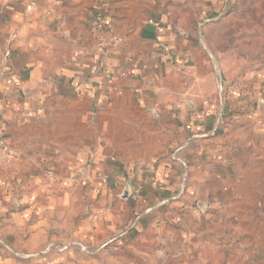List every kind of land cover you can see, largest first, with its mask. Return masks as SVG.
<instances>
[{
	"label": "crops",
	"instance_id": "0c3cea01",
	"mask_svg": "<svg viewBox=\"0 0 264 264\" xmlns=\"http://www.w3.org/2000/svg\"><path fill=\"white\" fill-rule=\"evenodd\" d=\"M167 1L0 0V264H264V69L203 74L182 7L228 0Z\"/></svg>",
	"mask_w": 264,
	"mask_h": 264
},
{
	"label": "rangeland",
	"instance_id": "374dc122",
	"mask_svg": "<svg viewBox=\"0 0 264 264\" xmlns=\"http://www.w3.org/2000/svg\"><path fill=\"white\" fill-rule=\"evenodd\" d=\"M171 1L165 3L177 6ZM238 1L228 0L223 14L208 20H201L198 12L182 7L192 11L188 12L192 18L184 23L192 27L194 35L188 50L203 67V74L211 68L219 76L236 80L264 69V0ZM180 11L176 8L174 12Z\"/></svg>",
	"mask_w": 264,
	"mask_h": 264
},
{
	"label": "built area",
	"instance_id": "2783aa9c",
	"mask_svg": "<svg viewBox=\"0 0 264 264\" xmlns=\"http://www.w3.org/2000/svg\"><path fill=\"white\" fill-rule=\"evenodd\" d=\"M25 1L28 2V0H21L22 3H24ZM31 5H34V4L31 3ZM100 21L101 20L98 19L96 21V24L95 25H98L100 23ZM149 23L152 24V25H154L157 29H160V25L158 23H155L152 20H150ZM105 46H106V43H105L104 40L100 41L99 44H98V47L101 50H104ZM79 54L82 55L83 52H80ZM10 60H11V52L9 50H7L6 53H5V61L8 64L10 62ZM4 70H5V67H4V69L2 68V72L3 73H4ZM95 70L97 72L102 71L101 68H99V69L98 68H95ZM15 79H16L17 83H20V78L19 77L15 78ZM224 114H225L224 109L221 108L220 113H219V124H221L223 121H225V120H223L224 119ZM12 157H13V151L8 146V144H7L6 140H5L4 132L0 128V159L5 160V162L6 161L7 162H10V160H11ZM49 175H50L51 178L54 177L53 169H51ZM104 183H107V180H104ZM81 249H82L83 252H86V253L96 254L98 252L97 250L91 252L87 248H84V247H81Z\"/></svg>",
	"mask_w": 264,
	"mask_h": 264
},
{
	"label": "water",
	"instance_id": "95a60500",
	"mask_svg": "<svg viewBox=\"0 0 264 264\" xmlns=\"http://www.w3.org/2000/svg\"><path fill=\"white\" fill-rule=\"evenodd\" d=\"M263 104H264V102L261 103V105H263ZM131 197H132L131 182H128L127 185L125 186L121 196H120V199L127 201Z\"/></svg>",
	"mask_w": 264,
	"mask_h": 264
},
{
	"label": "trees",
	"instance_id": "16d2710c",
	"mask_svg": "<svg viewBox=\"0 0 264 264\" xmlns=\"http://www.w3.org/2000/svg\"><path fill=\"white\" fill-rule=\"evenodd\" d=\"M188 41H191V36L188 38ZM225 119H226V115L224 114V119L223 120H225ZM128 204L133 209V208H135L136 202L133 199H131L130 201H128ZM135 218H137V216H135V214L133 215V213H132V215H130V217H129V220L130 221H134Z\"/></svg>",
	"mask_w": 264,
	"mask_h": 264
}]
</instances>
